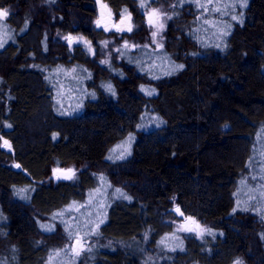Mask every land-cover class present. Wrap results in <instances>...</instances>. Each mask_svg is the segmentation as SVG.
Listing matches in <instances>:
<instances>
[{"label": "trees", "instance_id": "16d2710c", "mask_svg": "<svg viewBox=\"0 0 264 264\" xmlns=\"http://www.w3.org/2000/svg\"><path fill=\"white\" fill-rule=\"evenodd\" d=\"M50 1L51 27L41 0H0L19 21H7L12 38L0 47V140L11 146H0V262L45 264L44 217L81 201L93 168L113 164L131 199H108L95 236L126 247L88 264H264V0H171L160 49L123 48L105 63L53 36L105 38L91 24L94 0ZM104 1L136 15L159 0ZM130 133L131 154L108 159ZM72 164L85 167L77 179H49L52 167ZM175 205L215 238L163 224L177 218Z\"/></svg>", "mask_w": 264, "mask_h": 264}, {"label": "rangeland", "instance_id": "374dc122", "mask_svg": "<svg viewBox=\"0 0 264 264\" xmlns=\"http://www.w3.org/2000/svg\"><path fill=\"white\" fill-rule=\"evenodd\" d=\"M144 1L145 0H143V2ZM96 2L97 0H94V3L92 5L95 12L91 20V24L95 28L96 21L99 19ZM54 4L55 3L51 2L50 0H41V2L38 3V7L40 6L39 12H44L46 20L48 21V25L50 27L52 25L51 23H55ZM102 4L106 5V8L108 10L106 15L110 16L111 18V23L107 25L109 27V31L104 30L105 26L101 28L106 34L105 38L94 42L82 33L62 34V32H60L57 28H54V38H60L62 42L66 43L70 47L80 46L91 57L100 54V58L102 61L112 57H118V52L123 48L129 51L138 47H142L147 50H158L163 46L165 41V29L167 28V25L170 20L168 19V17H170L171 15V11L169 10L170 6L172 5L171 0H159L154 6H148L144 3V6L148 7L139 9V12H137L136 15L134 13L129 12L122 13L124 17L123 24L120 23L121 14L116 15V13L108 4V2L102 0ZM194 7L195 12H199L201 15L205 14L204 7H201V5H195ZM0 8L6 9L9 12V15L7 17L0 19V39H3L5 32H7L8 35L10 33V30L7 26V21L9 19L14 18V23L17 25L19 24L18 18H16V13L18 12V9L14 5H4L0 6ZM153 10H156L155 14H153ZM150 16H152V18L156 21L154 26H150L148 23ZM113 24L119 25L125 30L122 32H118L115 28L112 27ZM161 24H163L162 28L160 27ZM128 27H132L131 32L127 31ZM154 31L158 32V36L155 38H153L152 36V32ZM142 32H146L147 34L143 36L141 35ZM136 34H140L141 36H143V40L141 39V42L140 40L138 41V39L134 37V35ZM66 38L71 39V44L68 42L69 39ZM105 41L109 42L107 46H105ZM125 42H127L126 47ZM89 43L91 45V50L89 48ZM97 47H99V49ZM5 141L7 140L1 139L0 146L5 150L11 151L10 144L8 142L7 144H5ZM113 167V164H105L101 165L100 167H94V188L85 192V194L83 195L84 197L81 201H78V203L74 201L70 202L68 205L61 208L60 210H57L50 214L51 216L46 218L44 217V220L39 225V228L42 231L37 229L36 234L40 240L48 244L46 254L47 258L45 257L44 260L45 264H88L96 259L95 255L98 251L114 250L117 248L125 249L126 244L124 242L114 241L111 239L102 238L100 236L96 237L92 234V229L95 228L97 224L99 225V227H101L107 221L109 207L106 205V202L108 201V199V202L111 203L114 199L121 198L120 193H117L116 191V189H121V184L117 183L116 178L118 172L115 169H112ZM57 168L73 170V179H59L67 181H73L77 179L79 177L80 172L85 169L84 166H78L73 164L64 167H52L50 169L51 171L49 179L52 180V182L54 183L55 180L53 179L52 173ZM71 175H73V173L69 174V176ZM175 206H177L181 211L178 205ZM54 215L55 219L53 218ZM195 220L199 223L201 227L207 228L206 224L202 223L197 219ZM100 221H103V223H100ZM163 222V224H171L174 228L178 230L179 228H181L182 219L177 215L176 219L169 218L164 220ZM41 225L51 227L53 231H45L41 228ZM69 231H71V238L69 237ZM186 234H193L195 235V237H197L195 233ZM164 239L166 240V242L168 241L170 243L172 241V236L168 234L164 237ZM77 240H82L83 249L85 250H81L79 246L73 249L72 245ZM158 245L159 243H157L156 247L154 248L155 252L156 250H161L159 248L160 246ZM48 248H50V250ZM56 250H61L59 252V255L55 254ZM75 251H80V255L75 256ZM154 253L149 254L150 260L155 257ZM50 254L52 255L51 260L49 259ZM158 258L163 259L162 256Z\"/></svg>", "mask_w": 264, "mask_h": 264}, {"label": "snow or ice", "instance_id": "6c2138e0", "mask_svg": "<svg viewBox=\"0 0 264 264\" xmlns=\"http://www.w3.org/2000/svg\"><path fill=\"white\" fill-rule=\"evenodd\" d=\"M208 2L211 3V0H208ZM238 2L240 4V7H244L247 4V0H238ZM97 4L98 5H101L102 8L106 7V5L102 4V0H97ZM143 6H144V4L142 3L141 4V7H143ZM198 6H200V5H198ZM204 10L205 11H208V8L205 7ZM125 11H127V10L125 9ZM155 11L156 10H153V14H155ZM8 15H9V12L6 9L0 8V19H3L4 17H7ZM168 19H170V17H168ZM232 19L233 20H239L240 17L233 16ZM123 22H124V17H123V14H121V22L120 23L123 24ZM103 23H104V21H103V13H102L101 14V18L96 21V26L97 27H100ZM148 23H149L150 26H154L155 23H156V21L152 18V16H150L149 17V20H148ZM112 27L115 28L116 31H118V32H122V31L125 30V29H123L122 27H120L119 25H116V24H113ZM160 27L162 28L163 27V24H161ZM104 30L105 31H109V27L108 26H105L104 27ZM127 31L131 32L132 31V27H128L127 28ZM224 35H227V33H224ZM152 36H153V38L157 37L158 36V32H155V31L152 32ZM11 38L12 37L9 36L7 32H5L4 33V38L3 39H0V47H3L4 46V43H6L7 40L8 39H11ZM66 39H69V38H66ZM71 42H72L71 39H69V43L70 44H71ZM104 43H105V46H107L109 42L105 41ZM126 46H127V42H125V47ZM218 46L219 45H217V47ZM134 47H135V45H134ZM89 48L91 50L90 43H89ZM105 62H107V61H102V63H105ZM178 67L182 68L183 65H180ZM106 89L108 91L112 92L113 94H115L114 93V89H112V87H111L110 84L109 85H106ZM141 90L142 91H145V94L146 95H152L154 93V91H155L154 89L147 90V89L144 88L143 85H141ZM61 114L62 115H70V113H61ZM151 122H155V121H151ZM161 123H162V121H161ZM157 126H159V125L157 124ZM137 127L138 128H144V127H146V125L140 124V125H137ZM260 134H264V128H262L261 129V132L258 133V135H260ZM133 139H134V137L130 133L129 136H128V138L125 141H122L120 145H117L115 148H113L112 150H110L112 152V155H110L108 157V159L113 160V162L126 159V157L131 154L130 153V142ZM5 144H7V141H5ZM117 150H119V151H117ZM17 167H19V165H17ZM55 171L56 170H54V172ZM61 171H66V172H69V173H73V175H71V176H69V175L63 176V179H73L74 178V172H73L72 169L61 170ZM57 178L60 179L61 177H57ZM253 179H255V177H253ZM25 191H26L25 189H21L16 194L17 195H21V198L22 199H27L28 197L26 195H22ZM116 191H117V193H120V196L121 197L126 198V199H131L130 197H127V195L125 193H123L121 189H116ZM235 210L236 209H233V211H235ZM176 211H177V213L180 216L183 215V213L180 212L179 208H177ZM53 218L55 219V215H54ZM187 219L190 220V221H194V218H192V217H188ZM100 223H103V221H100ZM41 228L43 230H45V231H53V229L51 227H46L45 225H41ZM98 228H99V225L97 224L96 227L92 229V234L93 235H98L99 234L98 233ZM178 231H183V232H186V233H195L196 236L198 238H200V239H204L205 235L212 236L213 238H215V236H216V233L215 232H213L209 228L201 227L198 222H195V226L194 227H181V228L178 229ZM69 237L71 238V231H69ZM77 246H79L81 250H85V249H83L82 240H77L75 242V244L72 245L73 249H75ZM60 251L61 250H56L55 254L56 255H59V252ZM74 254H75V256H79L80 255V251H75ZM49 259L50 260L52 259V255L51 254H50ZM0 264H3V262H0ZM233 264H243V262L239 258H237L236 260L233 261Z\"/></svg>", "mask_w": 264, "mask_h": 264}, {"label": "water", "instance_id": "95a60500", "mask_svg": "<svg viewBox=\"0 0 264 264\" xmlns=\"http://www.w3.org/2000/svg\"><path fill=\"white\" fill-rule=\"evenodd\" d=\"M96 4H97V2H96ZM107 8L106 7H104V8H102L101 7V5H98L97 4V12H98V16H99V19L101 18V14L103 13V21H104V23L100 26V27H97L96 26V28H102V27H104V26H107V25H109L110 23H111V18H110V16H108V15H106V13H107ZM69 42V41H68ZM56 171L54 172L53 171V173H52V175H53V179L55 180V181H57V180H59L57 177H61L60 179H63V176H65V175H68L69 174V172H66V171H61V170H66V169H63V168H57V169H55ZM177 206H174V208H173V210H174V212L182 219V224H181V227H194L195 226V222H197L195 219H194V221H190V220H188L187 218L188 217H190V216H185L184 214L182 215V216H180L178 213H177ZM181 212V211H180ZM193 218V217H192ZM75 244V243H74Z\"/></svg>", "mask_w": 264, "mask_h": 264}, {"label": "bare ground", "instance_id": "6f19581e", "mask_svg": "<svg viewBox=\"0 0 264 264\" xmlns=\"http://www.w3.org/2000/svg\"><path fill=\"white\" fill-rule=\"evenodd\" d=\"M69 174H70V173H69ZM69 174H68V175H69Z\"/></svg>", "mask_w": 264, "mask_h": 264}]
</instances>
